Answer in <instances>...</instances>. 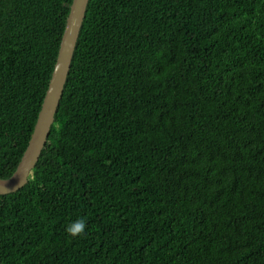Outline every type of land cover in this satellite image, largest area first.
I'll return each instance as SVG.
<instances>
[{"label": "trees", "instance_id": "obj_1", "mask_svg": "<svg viewBox=\"0 0 264 264\" xmlns=\"http://www.w3.org/2000/svg\"><path fill=\"white\" fill-rule=\"evenodd\" d=\"M70 3L0 0V180ZM0 264H264V0H88Z\"/></svg>", "mask_w": 264, "mask_h": 264}, {"label": "water", "instance_id": "obj_2", "mask_svg": "<svg viewBox=\"0 0 264 264\" xmlns=\"http://www.w3.org/2000/svg\"><path fill=\"white\" fill-rule=\"evenodd\" d=\"M88 0H71L56 58L26 147L11 176L0 180V196L22 188L42 151L53 123Z\"/></svg>", "mask_w": 264, "mask_h": 264}, {"label": "clouds", "instance_id": "obj_3", "mask_svg": "<svg viewBox=\"0 0 264 264\" xmlns=\"http://www.w3.org/2000/svg\"><path fill=\"white\" fill-rule=\"evenodd\" d=\"M86 219L78 218L76 221H73L66 229V233L71 238H77L84 234L86 229Z\"/></svg>", "mask_w": 264, "mask_h": 264}, {"label": "rangeland", "instance_id": "obj_4", "mask_svg": "<svg viewBox=\"0 0 264 264\" xmlns=\"http://www.w3.org/2000/svg\"><path fill=\"white\" fill-rule=\"evenodd\" d=\"M77 40V39H76ZM76 43V42H75Z\"/></svg>", "mask_w": 264, "mask_h": 264}]
</instances>
